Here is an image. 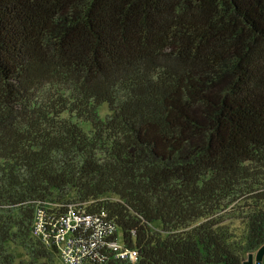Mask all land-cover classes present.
Returning a JSON list of instances; mask_svg holds the SVG:
<instances>
[{"label": "trees", "instance_id": "trees-1", "mask_svg": "<svg viewBox=\"0 0 264 264\" xmlns=\"http://www.w3.org/2000/svg\"><path fill=\"white\" fill-rule=\"evenodd\" d=\"M261 169L264 0H0V264L13 242L55 264L37 202L105 210L138 253L85 264H243ZM250 198L235 244L224 216Z\"/></svg>", "mask_w": 264, "mask_h": 264}, {"label": "built area", "instance_id": "built-area-1", "mask_svg": "<svg viewBox=\"0 0 264 264\" xmlns=\"http://www.w3.org/2000/svg\"><path fill=\"white\" fill-rule=\"evenodd\" d=\"M37 202L32 233L46 247L55 249L63 264H85L104 260L99 251L106 248L119 259L134 263L136 248L122 242L117 225L105 210L88 212L85 203Z\"/></svg>", "mask_w": 264, "mask_h": 264}, {"label": "rangeland", "instance_id": "rangeland-1", "mask_svg": "<svg viewBox=\"0 0 264 264\" xmlns=\"http://www.w3.org/2000/svg\"><path fill=\"white\" fill-rule=\"evenodd\" d=\"M99 113L102 117H104L108 112V106L104 103L99 107ZM63 116L72 119V121L77 122L79 125H81L86 131L91 128L90 124L84 121L82 118L77 117L74 113L66 112L63 114ZM264 178V169H261L258 174V179L261 181V179ZM257 179V180H258ZM254 187L259 186L255 185ZM74 192L71 191L66 198L73 197ZM255 199H242L239 202H234L229 207H227V213H225V222L229 226L230 231L232 233L231 240L235 244H242L245 245L246 236L248 232V218L247 213L255 209V204H260L259 202L254 201ZM51 202H48L46 205L47 207H50ZM227 218V219H226ZM156 227H159V224H155ZM264 244V243H263ZM262 244V245H263ZM10 249L15 254V263L16 264H28L30 263V253L29 250L24 247L23 244L13 242L10 244ZM257 249L250 250L244 254V260H247V256L249 253L253 254V264L255 261V254L257 252ZM58 255V254H57ZM45 260H38L37 264H42ZM264 261V256L263 260ZM59 262V263H58ZM55 264H63L61 262V259L58 255V258L55 256Z\"/></svg>", "mask_w": 264, "mask_h": 264}, {"label": "water", "instance_id": "water-1", "mask_svg": "<svg viewBox=\"0 0 264 264\" xmlns=\"http://www.w3.org/2000/svg\"><path fill=\"white\" fill-rule=\"evenodd\" d=\"M263 256H264V244L258 248L255 254L254 264H262ZM243 264H253V254L252 253L248 254L247 260H244Z\"/></svg>", "mask_w": 264, "mask_h": 264}]
</instances>
